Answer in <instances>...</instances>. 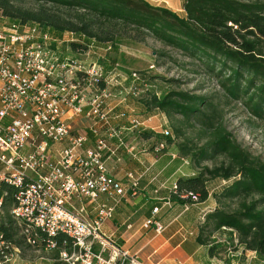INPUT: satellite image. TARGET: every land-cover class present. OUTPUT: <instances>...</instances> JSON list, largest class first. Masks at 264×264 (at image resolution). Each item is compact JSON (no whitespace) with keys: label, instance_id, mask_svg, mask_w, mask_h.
Listing matches in <instances>:
<instances>
[{"label":"built area","instance_id":"built-area-1","mask_svg":"<svg viewBox=\"0 0 264 264\" xmlns=\"http://www.w3.org/2000/svg\"><path fill=\"white\" fill-rule=\"evenodd\" d=\"M75 39L74 33L60 38L35 23L12 24L0 12V182L18 189L10 215L34 232H47V252L57 248L55 236L64 235L69 243L60 260L65 264H144L103 227L121 199L138 194L141 180L134 174L118 180L109 163L120 160L122 151L137 159L124 137L137 128L157 133L151 127L154 116L131 106L144 95L136 87L139 75L125 73L114 81L118 65L106 73L103 61L112 54L111 43L93 41L73 49ZM142 150L148 152L146 146ZM103 196L114 204L98 202ZM189 197L197 202L193 195L182 196ZM3 201L0 196L1 208ZM144 228L165 231L154 218Z\"/></svg>","mask_w":264,"mask_h":264},{"label":"trees","instance_id":"trees-1","mask_svg":"<svg viewBox=\"0 0 264 264\" xmlns=\"http://www.w3.org/2000/svg\"><path fill=\"white\" fill-rule=\"evenodd\" d=\"M18 2L33 4L37 10L25 9ZM54 11L66 14L73 21H67ZM183 11L184 16H180L166 7L153 6L147 0H0V12L12 24H39L49 27L60 38L67 32L74 33L77 42L71 43L73 49L93 41L112 43L111 53L114 54L118 52L112 42L114 32L126 33L128 29L141 42L151 37L196 62L217 80L227 99L240 102L255 118L264 120V3L183 0ZM110 55L103 61L106 73L117 66L109 60ZM144 75H139L141 80ZM141 83H136V87ZM135 107L149 116L162 112L169 118L180 116L187 123L198 121L212 130V138L202 149L179 146L183 155L191 156L194 173L178 178L177 189L170 192V200L182 207L188 205L192 209L202 205L206 209L195 243L205 246L211 258L240 245L244 252H254L264 259V164L252 160L230 140L221 125L211 122L212 118L203 111L212 108L205 97L174 91L159 97L147 90L136 100ZM134 134L148 142V151L156 157L169 152L175 144L171 135L144 128L135 129ZM175 134L179 138L183 131L175 128ZM158 146L162 147L159 152L156 151ZM218 157L226 161L213 168L203 167V163ZM215 180H222L225 185L218 191H210L209 184ZM17 193L16 187L0 182L3 209L17 204ZM185 195H193L197 202L191 197L183 199ZM211 199L218 206L233 201H238L239 205L233 212L211 209ZM220 235L227 240L213 242ZM50 240L47 232H34L26 223L18 224L7 215L0 223V264H65L60 260V253L69 240L57 234V248L47 252ZM37 251H42L40 260H29V253ZM5 256L12 260L7 262Z\"/></svg>","mask_w":264,"mask_h":264},{"label":"rangeland","instance_id":"rangeland-1","mask_svg":"<svg viewBox=\"0 0 264 264\" xmlns=\"http://www.w3.org/2000/svg\"><path fill=\"white\" fill-rule=\"evenodd\" d=\"M156 7H166L180 16H184L183 0H162V2H153L147 0ZM246 4L264 3V0H235ZM25 9L37 10V7L30 3H20ZM61 15L67 21L69 19L66 14L54 11ZM112 36L115 48L118 52L109 56L110 61H114L118 65L113 72V80L121 81V77L125 73L137 72L145 74L142 83L138 86L144 93L147 90L163 96L170 91L189 93L190 96L205 97L208 103L212 104V108L205 111L207 117H211V122L216 126H222L224 132L230 135V140L235 142L243 152L247 153L252 160L264 164V120L255 118L247 108L240 102H234L227 99L221 87L217 84V80L211 77L205 70L200 69L197 63L186 58L180 52L165 46L161 42L151 37H145V41L141 42L136 39L135 34L128 29L126 33L116 34ZM112 44V43H111ZM264 53V48H263ZM140 78L142 76H139ZM154 81V82H153ZM172 81V82H171ZM153 82V84H152ZM134 107L135 103H131ZM203 109V108H202ZM206 119L205 117L202 118ZM151 127H155L157 133H163L165 130L170 131V135L175 140L172 151L180 155L181 159L189 160L191 156H185L181 153L179 146L187 145L196 149H202L209 143L212 130H207L198 121L191 123L184 122L180 116L169 118L166 114L158 112L155 114L151 122ZM175 128L183 131V136L177 138ZM192 160V158H191ZM225 160L224 157H218L214 161L203 163V167L213 168L220 166ZM225 185L222 180H215L209 184L210 191H218ZM239 202H225L218 206L214 199L210 201V208H220L228 212H233L238 208ZM12 209V208H11ZM10 208L3 209L0 207V223L5 216L10 215ZM226 236H218L213 239L216 241H225ZM42 251L30 252L29 260L34 258L40 260ZM42 262V261H41ZM40 262V263H41ZM13 264V262H12Z\"/></svg>","mask_w":264,"mask_h":264},{"label":"crops","instance_id":"crops-1","mask_svg":"<svg viewBox=\"0 0 264 264\" xmlns=\"http://www.w3.org/2000/svg\"><path fill=\"white\" fill-rule=\"evenodd\" d=\"M125 141L134 150L137 159L122 151L120 160L110 161L109 172L122 181L126 180L127 175L134 174L141 179L140 189L136 196L120 200L113 217L103 227L106 235L117 239L122 250L137 255L144 264H264L263 258L257 257L254 252H244V247L240 245L211 258L205 246L195 243L206 209L199 205L185 211V207L178 204L172 203L171 207L166 205L173 184L178 178L194 173L192 166H184L172 149L157 157L149 151L143 153L142 148L146 146L148 149V142L134 133H127ZM98 202L114 204L108 196L100 197ZM156 208L160 212L154 215ZM89 210L93 217L94 206L90 205ZM153 218L164 225L162 234L144 228L145 223Z\"/></svg>","mask_w":264,"mask_h":264}]
</instances>
